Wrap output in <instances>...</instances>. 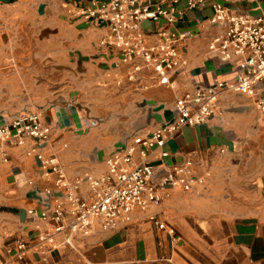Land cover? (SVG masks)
<instances>
[{
    "label": "crops",
    "instance_id": "obj_1",
    "mask_svg": "<svg viewBox=\"0 0 264 264\" xmlns=\"http://www.w3.org/2000/svg\"><path fill=\"white\" fill-rule=\"evenodd\" d=\"M102 1L0 0V126L38 110L52 129L38 150L56 155L70 181L83 177L84 196L90 194L87 176L106 174L114 151L171 121L177 97L194 83L231 80L242 70L208 49L222 30L210 18L223 0L196 8L180 0L182 16L174 24L142 22L147 46L161 41L162 27L191 33L178 46L185 64L167 84L142 58L126 62L118 49L100 45L108 27L80 10ZM225 5L233 14L264 15V0ZM34 145L31 138L0 140V264H22L17 239L33 243L27 251L32 264H264V115L254 97L224 91L207 123L167 139V157L160 148L149 151L156 178L192 160L190 189L174 187L159 205L135 210L118 229L77 239L74 246L38 242L52 222L22 221L16 212L41 210L29 197L33 189L59 193L56 176L44 177L35 153L28 154ZM136 159L143 160L139 153Z\"/></svg>",
    "mask_w": 264,
    "mask_h": 264
},
{
    "label": "built area",
    "instance_id": "obj_2",
    "mask_svg": "<svg viewBox=\"0 0 264 264\" xmlns=\"http://www.w3.org/2000/svg\"><path fill=\"white\" fill-rule=\"evenodd\" d=\"M205 1L187 0V7L196 8ZM229 1L214 4L210 21L213 25H220L222 30L212 37L208 49L217 53L223 61L240 65L241 72L227 81L194 83L191 89L177 97L171 121L151 133L137 135L125 148L114 151L106 159V174L87 176L90 193L87 196L80 193L81 183L85 180L83 177L70 181L56 155L45 156L38 150L51 140L52 132L38 110L20 112L0 126V140H14L22 144L26 138L34 139L35 145L28 154L35 153L44 177L56 176L54 185L59 193L55 195L52 189L43 190L49 195L50 203L38 201L41 210L26 209L28 217H38L53 224L50 230L38 236V242L51 244L53 248L74 246L77 239L98 231L118 229L121 222L131 220L135 210L159 205L170 196L174 187L190 189L194 178L192 160L172 165L163 176L156 178V171L147 159L148 153L160 148L161 156L167 157V139L185 127L207 123L216 114L219 97L224 91L254 97L258 110L264 115V15L233 14L225 5ZM179 2L105 0L95 7L81 9L80 15L108 27L109 33L101 39V46L118 49L126 62L142 58L153 67L160 83L167 84L171 74L178 73L185 64L178 46L186 43L191 33H177L162 27L159 30L161 41L147 46L141 24L147 20L157 22L162 19L167 24H174L182 16ZM68 12L72 11L69 9ZM137 153L143 160L136 159ZM159 225L164 227V224ZM31 244L17 239L16 257L22 264H32L27 258Z\"/></svg>",
    "mask_w": 264,
    "mask_h": 264
},
{
    "label": "water",
    "instance_id": "obj_3",
    "mask_svg": "<svg viewBox=\"0 0 264 264\" xmlns=\"http://www.w3.org/2000/svg\"><path fill=\"white\" fill-rule=\"evenodd\" d=\"M102 25H104V23ZM29 197L35 198L40 202L45 201V202H47V204L50 203L49 195H47V193H45L43 190H41L39 188L31 190V192L29 193ZM16 212H18L21 215L22 221H24L26 219V216H27V210L26 209L16 210Z\"/></svg>",
    "mask_w": 264,
    "mask_h": 264
}]
</instances>
